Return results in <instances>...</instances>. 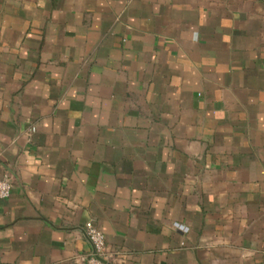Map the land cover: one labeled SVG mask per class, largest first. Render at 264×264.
Instances as JSON below:
<instances>
[{"label": "crops", "instance_id": "obj_1", "mask_svg": "<svg viewBox=\"0 0 264 264\" xmlns=\"http://www.w3.org/2000/svg\"><path fill=\"white\" fill-rule=\"evenodd\" d=\"M0 264H264V0H0Z\"/></svg>", "mask_w": 264, "mask_h": 264}, {"label": "built area", "instance_id": "obj_2", "mask_svg": "<svg viewBox=\"0 0 264 264\" xmlns=\"http://www.w3.org/2000/svg\"><path fill=\"white\" fill-rule=\"evenodd\" d=\"M13 185L8 177L0 179V199H8L11 196ZM87 237L92 246V252L84 257L85 264H114L115 255L106 249V237L93 222L85 225Z\"/></svg>", "mask_w": 264, "mask_h": 264}]
</instances>
